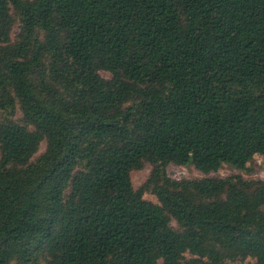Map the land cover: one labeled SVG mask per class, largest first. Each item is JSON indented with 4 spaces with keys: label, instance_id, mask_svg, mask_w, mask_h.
<instances>
[{
    "label": "trees",
    "instance_id": "16d2710c",
    "mask_svg": "<svg viewBox=\"0 0 264 264\" xmlns=\"http://www.w3.org/2000/svg\"><path fill=\"white\" fill-rule=\"evenodd\" d=\"M256 156L264 0H0V264H264Z\"/></svg>",
    "mask_w": 264,
    "mask_h": 264
},
{
    "label": "rangeland",
    "instance_id": "374dc122",
    "mask_svg": "<svg viewBox=\"0 0 264 264\" xmlns=\"http://www.w3.org/2000/svg\"><path fill=\"white\" fill-rule=\"evenodd\" d=\"M18 29L16 28L13 33V39H15V35L17 34ZM106 78H110V75L107 73H103ZM46 150V143H43L40 149V152L36 155L37 159L41 154H43ZM249 169L252 170L251 172L241 171L232 166L224 165L219 172L211 173L210 177H217L221 176L223 178H227L233 175H242L247 180H264V158L262 156H256L253 162L249 165ZM152 171V167L147 165L144 170L142 171H134L132 172V182L134 184L135 189H139L145 181L148 179L150 173ZM168 175L173 179H196V178H204L206 177L205 174L198 171L192 165H184V166H177L171 164L167 168ZM145 198L152 202H157L155 196L151 194H146ZM234 264H255L254 260H247L245 262H236Z\"/></svg>",
    "mask_w": 264,
    "mask_h": 264
}]
</instances>
